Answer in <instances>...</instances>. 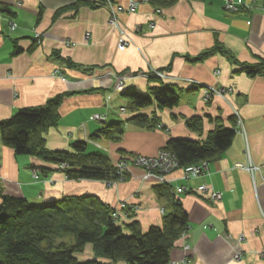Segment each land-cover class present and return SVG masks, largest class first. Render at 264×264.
<instances>
[{
  "label": "crops",
  "instance_id": "0c3cea01",
  "mask_svg": "<svg viewBox=\"0 0 264 264\" xmlns=\"http://www.w3.org/2000/svg\"><path fill=\"white\" fill-rule=\"evenodd\" d=\"M20 1L19 5L17 0H0V6L10 8L0 9V121L20 108L44 105L59 94L72 92L59 107L58 125L44 133L47 147L70 149L73 141L85 140L89 149L105 152L114 165L138 154L156 155L170 137L205 140L217 124L230 125L233 116L237 130L232 144L208 160V169L196 178L183 180L180 169L161 178L130 162L129 177L116 182L69 180L37 156L16 154L0 136V193L40 203L97 195L117 210L129 209L130 217L123 216L124 223L139 221L146 232L174 211L173 200L158 192L161 184L168 182L174 190L206 184L222 192V199L213 201L210 190L175 194L188 212L187 243L191 248L185 250L180 239L171 250V261L188 258V264H264V73L244 69L264 60L263 1L175 0L158 5L136 0L135 12L120 13L121 25L131 38L124 50L119 48V30L111 25L102 0ZM226 1L245 4L232 11L226 8ZM16 46L22 48L18 54H14ZM205 52L208 54L196 59ZM153 68L172 76L165 80L179 90V104L168 109L154 101L133 112L126 107L129 101L124 92L137 89L146 93L156 80L131 75ZM119 75L128 76L123 89L117 87ZM213 85L233 91L227 99H208L204 88ZM137 112L156 113L160 124L141 128L126 122L119 141L91 137L104 121L123 120ZM191 116L201 117L200 130L186 124V117ZM249 161L261 165V170L253 175L236 166ZM43 166L51 171L42 172ZM121 202L127 206L122 208ZM134 206L139 209L130 210ZM77 256L94 259L93 245L87 244Z\"/></svg>",
  "mask_w": 264,
  "mask_h": 264
},
{
  "label": "trees",
  "instance_id": "16d2710c",
  "mask_svg": "<svg viewBox=\"0 0 264 264\" xmlns=\"http://www.w3.org/2000/svg\"><path fill=\"white\" fill-rule=\"evenodd\" d=\"M174 1L150 0L158 5ZM0 9L10 11L6 4H1ZM21 50L16 46L14 54ZM206 54L208 52L196 59ZM244 69L251 74L264 73V60ZM149 79L156 80V84L151 85L148 92L137 89L124 92L133 112L154 101L162 108L178 106L180 92L174 84L155 76ZM68 94L72 92L59 94L44 105L20 108L12 116L1 120L3 143L18 155L39 157L64 172L69 180L115 182L127 179L129 175L126 171H120L105 152L89 149L85 140L73 141L70 149L53 150L47 147L44 133L58 125L61 118L59 107ZM200 120L199 116H191L185 121L190 128L200 130ZM126 122L141 128H154L160 124V118L156 113L137 112L123 120L104 121L91 137L119 141ZM231 122L228 126L217 124L205 140L170 137L164 149L175 153L181 166L215 159L233 142L237 130L235 116ZM50 171L49 167H42V172ZM173 188L168 182L158 187L160 195L173 200L174 211L164 215L161 225H153L146 232L139 221L124 223L123 219L115 220V208L105 204L97 195L65 196L33 204L26 197L1 192L0 264H112L118 261L127 264H171L172 248L181 234L189 230L188 212L175 198ZM69 237L73 239L69 240ZM89 243L93 245L95 258L80 260L78 253L83 252Z\"/></svg>",
  "mask_w": 264,
  "mask_h": 264
},
{
  "label": "built area",
  "instance_id": "2783aa9c",
  "mask_svg": "<svg viewBox=\"0 0 264 264\" xmlns=\"http://www.w3.org/2000/svg\"><path fill=\"white\" fill-rule=\"evenodd\" d=\"M142 1L150 2V0H142ZM17 2L19 5L21 4L20 0H17ZM100 4L103 6H106L109 9L110 23L114 28L119 30V33H120L119 48L121 50H124L126 47H128L130 45L131 38L128 35L126 29L123 28L121 25L120 13H122V12H128V13L135 12L138 8L139 1L130 0V2L127 5H122V4H116L114 0H102V2H100ZM244 4L245 3L243 1H240V4L236 3L234 1H226L225 6L228 10L238 11V10H240V5H244ZM11 27H12V29H14L16 27V23L14 21L11 22ZM66 43L70 44L71 42L66 41ZM217 72H220V70ZM137 75L143 76L145 78H150L152 76L162 78V79L172 78V76L170 74H168L166 71L160 70V69H154V68L151 69V71H149V72H142L140 74L134 73L131 76H137ZM61 78L66 79V77L63 75H61ZM127 78H128V76H126V75H119L118 76V78H117L118 79V84H117L118 89L124 88L125 81ZM190 82L191 83L193 82L194 84H198L196 81H193V80H190ZM204 89H205V93H206V98H208V99H210L212 96H218V97L227 99V95L233 91V89L231 87L217 86V85L208 86V87H205ZM124 111H125V108L122 109V112H124ZM235 115L238 117V124L242 125L243 124L242 119H241L239 112L237 110H235ZM98 118L101 120H104L105 116L99 115ZM130 162L134 163L135 165L144 167L148 174L158 175L161 178H164L168 174L180 169V170H182L181 178L183 180H189L191 178H196V177L200 176L201 174H203V172H205L208 169V160H203V161H200L199 163L189 165V166H181L180 161L177 158V156L175 155V153H173L167 149H163L162 151H160V153L156 157H154V156L153 157H147V156H143V155H138V156H135L131 160L122 159L118 163V165H116V166H117V168L120 169V171H126ZM236 166L249 170L253 175L256 172H259L261 170V165L255 164L252 161H249L246 164L237 163ZM208 190H210V198L213 201H218V200L222 199V192L217 191V190L209 187L206 184L199 185L197 187V189H191L189 187L182 185L180 187H177L175 189V192L176 193H182L184 191H188V192H195V193H204L205 191H208ZM126 206H127L126 203L121 202L122 208H125ZM138 209H139V206H134V207L130 208V210H138ZM123 216H126V217L129 216V209H128V212H123V210L120 211L117 209H115V211L113 212V218L117 221H120L123 218ZM188 231L183 232L180 236V239H182L184 242L183 247L185 250H189L191 248L190 244L187 243ZM240 239H243V237H240ZM237 257H240V254H238ZM189 262H190V260L188 258H184L182 261H178V262L177 261H173V262L171 261V264H188Z\"/></svg>",
  "mask_w": 264,
  "mask_h": 264
},
{
  "label": "rangeland",
  "instance_id": "374dc122",
  "mask_svg": "<svg viewBox=\"0 0 264 264\" xmlns=\"http://www.w3.org/2000/svg\"><path fill=\"white\" fill-rule=\"evenodd\" d=\"M126 101V100H125ZM126 107L128 108V109H131V107L129 106V104L128 103H126ZM121 117H123V116H121ZM164 148H162V149H160V151H162ZM160 151L156 154V155H153L154 157H156L159 153H160ZM138 155H143V154H138ZM138 155H135V156H138ZM134 156V157H135ZM143 156H147V157H153V156H150V155H143ZM134 157H132V159L134 158ZM134 164V163H133ZM140 167H142V166H140ZM143 169H145L144 167H142ZM146 170V169H145ZM116 182V181H115ZM31 201V203H33V204H41L40 202L41 201H33V200H30ZM73 239V237H69V240H72ZM78 255H80V253H78Z\"/></svg>",
  "mask_w": 264,
  "mask_h": 264
}]
</instances>
